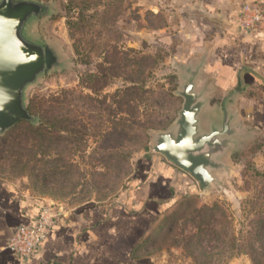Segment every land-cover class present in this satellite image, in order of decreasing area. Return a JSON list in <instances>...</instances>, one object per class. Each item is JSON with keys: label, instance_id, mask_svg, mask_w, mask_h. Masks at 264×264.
Segmentation results:
<instances>
[{"label": "rangeland", "instance_id": "374dc122", "mask_svg": "<svg viewBox=\"0 0 264 264\" xmlns=\"http://www.w3.org/2000/svg\"><path fill=\"white\" fill-rule=\"evenodd\" d=\"M50 5L36 32L60 47L66 64L30 88L28 107L34 96L55 107L41 111L39 132L21 125L0 136V178L36 205L35 218L47 209L56 216L50 231L62 217L93 210L94 225L103 219L102 230L127 236L121 245L142 236L148 264H264V136L247 142L207 193L173 163L183 175L150 188L163 175L156 156L170 162L152 150V132L169 128L183 103L178 59L151 36L166 16L138 0Z\"/></svg>", "mask_w": 264, "mask_h": 264}, {"label": "crops", "instance_id": "0c3cea01", "mask_svg": "<svg viewBox=\"0 0 264 264\" xmlns=\"http://www.w3.org/2000/svg\"><path fill=\"white\" fill-rule=\"evenodd\" d=\"M247 1L264 6V0H138V6L166 16V25L150 27L151 36L165 43L166 50L178 60L208 52L210 77L222 91L236 88L241 92L237 103L241 117L246 125L258 131L257 138H262L264 26L257 32L239 26L242 6ZM217 14L222 15V21L210 16ZM156 157L155 163L163 175L162 179L157 175L149 182L151 189L155 185L165 186L168 176L175 172L179 177L183 175L169 166L171 162ZM152 197L160 199L161 196ZM36 210V205L20 196L11 182L0 178V264H148L147 257H131L133 247L142 236L130 245L127 241L121 245L120 239L127 236L102 230L99 226L106 223L103 219L98 221L99 226L94 225L93 210L75 220V217H62L41 242L37 254L29 258L19 256L8 247L11 236L34 220ZM111 237L116 239L117 246L113 242L111 245Z\"/></svg>", "mask_w": 264, "mask_h": 264}, {"label": "water", "instance_id": "95a60500", "mask_svg": "<svg viewBox=\"0 0 264 264\" xmlns=\"http://www.w3.org/2000/svg\"><path fill=\"white\" fill-rule=\"evenodd\" d=\"M49 5L0 0V136L22 120L39 121L28 109L29 90L66 64L60 47L36 32L51 11ZM210 16L222 21L220 14ZM208 63V52L175 61L183 103L171 126L153 131L150 140L153 151L192 175L204 193L220 186V175L231 170L233 156L258 137L237 107L241 92L222 91L210 77Z\"/></svg>", "mask_w": 264, "mask_h": 264}, {"label": "built area", "instance_id": "2783aa9c", "mask_svg": "<svg viewBox=\"0 0 264 264\" xmlns=\"http://www.w3.org/2000/svg\"><path fill=\"white\" fill-rule=\"evenodd\" d=\"M239 26L248 31L257 32L264 26V9L255 1L243 4L238 20ZM56 224V216L49 209L27 225L19 227L11 236L8 247L22 257H32L39 251L42 241L47 238L50 229Z\"/></svg>", "mask_w": 264, "mask_h": 264}, {"label": "trees", "instance_id": "16d2710c", "mask_svg": "<svg viewBox=\"0 0 264 264\" xmlns=\"http://www.w3.org/2000/svg\"><path fill=\"white\" fill-rule=\"evenodd\" d=\"M262 8L264 9V6L262 5ZM152 13V12H151ZM152 15L153 16H155V17H158V16H161V14H154V13H152ZM165 22V21H164ZM166 23V22H165ZM162 24V25H158V26H156V27H163L164 25H166V24ZM104 24V23H103ZM159 50H164L163 48H158ZM134 80V79H133ZM133 82V81H132ZM138 84V82H137V80L135 79V82H134V85H132V86H127L126 87V92L129 90V89H131V88H133V87H135L136 85ZM163 97H165V98H168V97H170L168 94H166L165 96H163ZM157 99V101H160L161 100V97H158V98H156ZM58 101V99H52V101ZM47 103V104H46ZM54 103H57V102H54ZM45 106H47V107H50V108H54L55 107V104H53V103H48V102H46V101H44V100H41V98H39V97H37V96H34V97H32L31 98V100H30V104H29V107H28V109H29V111H30V113L32 114V115H35V116H39V120H40V122L38 123V124H32L31 122H29V121H26V120H22V121H20V122H18L11 130H9V132L4 136V137H6L9 133H11V132H14L19 126H21V125H23V126H25L28 130H31V132L32 131H35V133H37V132H39V130H40V128H41V126H42V124H43V122H45V116H44V114H42L41 113V111H43V109H44V107ZM56 120H53L50 124H51V129H55V128H57V126H58V124L60 123V121H58L57 120V122H55ZM154 127H156V125H150V126H146V127H144L145 128V130H148V129H152V128H154ZM70 131V130H69ZM145 149L146 150H149V147L148 146H145ZM122 161L123 162H127L128 160L126 159V158H123L122 159ZM192 197H194V195H192V194H187V195H185L184 196V198L182 199V200H180L179 202H177L176 204H180V203H183L185 200H189V199H191ZM127 206H128V204H127ZM126 206V207H127ZM140 241L141 240H139L136 244H135V246L133 247V250H132V254H131V257L133 258V259H136V258H140V257H148L149 255L147 254V253H145V255L143 254V253H141L140 252V250H141V248H142V242L140 243Z\"/></svg>", "mask_w": 264, "mask_h": 264}, {"label": "flooded vegetation", "instance_id": "af4514ba", "mask_svg": "<svg viewBox=\"0 0 264 264\" xmlns=\"http://www.w3.org/2000/svg\"><path fill=\"white\" fill-rule=\"evenodd\" d=\"M51 1L54 3L56 0H44V4L47 5V4L50 3ZM52 7H53V5H49L50 10H51ZM49 14H50V13H49ZM49 14H48V15H49Z\"/></svg>", "mask_w": 264, "mask_h": 264}]
</instances>
